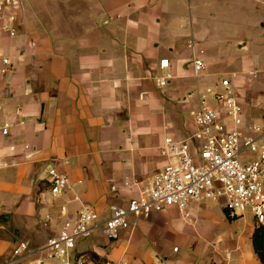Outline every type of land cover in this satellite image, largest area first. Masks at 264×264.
I'll use <instances>...</instances> for the list:
<instances>
[{
  "label": "crops",
  "instance_id": "crops-1",
  "mask_svg": "<svg viewBox=\"0 0 264 264\" xmlns=\"http://www.w3.org/2000/svg\"><path fill=\"white\" fill-rule=\"evenodd\" d=\"M18 1L19 32L3 40L13 68L0 115L15 125L9 135L0 134L6 161L0 170V261L21 240L40 247L59 235L64 220L84 203L104 218L111 204L146 195L167 163L160 152L164 138L183 139L197 129L191 112L201 104L198 89L229 78L246 123L259 116L257 123L264 124V88L254 87L264 67L244 64L242 74L233 71L232 77L222 71L216 65L220 50L207 49L208 36L198 30L194 14L204 7L202 17L197 13L201 19L244 21L235 47L245 50L248 27L264 26V0H188V13L173 9L180 0ZM195 55L207 64L200 76L192 68ZM163 58H169L173 74L164 87L157 81L164 74ZM51 166L67 176L71 190L51 192ZM224 204L193 202L188 216L170 206L133 218L115 239H101L99 230L78 239L75 252L96 253L100 262L90 260L93 264L121 259L153 264L158 255L168 264H262L252 239L255 217L250 213L252 220L240 227L238 215L222 216Z\"/></svg>",
  "mask_w": 264,
  "mask_h": 264
},
{
  "label": "built area",
  "instance_id": "built-area-1",
  "mask_svg": "<svg viewBox=\"0 0 264 264\" xmlns=\"http://www.w3.org/2000/svg\"><path fill=\"white\" fill-rule=\"evenodd\" d=\"M20 7L18 0H0V113L4 108L1 98L5 84L13 68L3 40L17 36ZM190 45L194 47L193 40ZM160 68L164 74L157 81L164 87L173 77L169 58L160 60ZM192 68L195 76L206 70L201 55L194 56ZM198 94L201 104L191 112L197 129L183 139L164 138L160 152L167 163L148 185L146 195L130 198L125 205L111 204L104 218L92 205L84 203L74 218L64 220L59 235L50 237L40 247L19 241L5 264H46V258L58 264H93L75 252L78 239L88 238L97 230L106 238L115 239L121 230L131 226L133 218L149 217L170 206L178 207L188 216V207L193 202L223 199L232 216L249 211L256 222H264V124L246 123L244 107L229 78L204 90L198 89ZM210 97L220 109L209 103ZM21 112L22 106H18L16 115ZM14 125V121L0 115L1 135H9ZM24 148L29 152L31 146L26 144ZM4 157L0 149V170L6 166ZM49 176L54 195L72 189L67 176L55 167L49 168ZM49 220L50 216L46 215L41 222L47 226ZM101 264L146 263L121 259ZM153 264L168 262L158 255Z\"/></svg>",
  "mask_w": 264,
  "mask_h": 264
},
{
  "label": "rangeland",
  "instance_id": "rangeland-1",
  "mask_svg": "<svg viewBox=\"0 0 264 264\" xmlns=\"http://www.w3.org/2000/svg\"><path fill=\"white\" fill-rule=\"evenodd\" d=\"M183 3H181V6L179 5L178 2L173 3V9L177 10V12H186L188 13V10L186 6L188 5V0H180ZM245 1V0H242ZM200 10L201 14L200 16L202 17V11L204 10L203 8H198ZM198 10L194 12L195 17L198 16L196 19V25L198 30L201 31V33H206L207 41H205V45L207 46V49L212 50L214 46H216V49L218 48L219 54L222 56L220 57V60H217V66L224 72H227L230 77H232L233 71H236L235 73L241 75L242 70L244 68V64L247 65V68H254V69H261L263 68L262 59H264V26H259L256 28L255 25H250L246 31V35L250 38V45L249 48L245 50H239V48L235 47V35L237 30L239 28L245 27L244 26V21L242 24H236L229 19H226L225 17L221 16L220 18L212 17L208 19H201L199 17ZM230 14V13H229ZM231 15V14H230ZM162 35H167L165 31H162ZM211 40V41H210ZM10 56V55H9ZM247 56V61L243 62L244 57ZM11 58V56H10ZM260 71V70H259ZM263 79V80H262ZM254 87L256 89H262L264 88V71L260 73L259 77L256 78ZM218 90L222 91L221 87L217 88ZM213 104H216V101L212 100ZM254 121H251L252 123H257V121H260V117H255ZM246 121V117H245ZM249 122V123H251ZM259 123V122H258ZM250 155H254L253 153H250ZM220 201V200H219ZM223 201V199H222ZM225 205V204H224ZM226 207V206H225ZM222 216L224 218H229L225 211L221 212ZM249 211L245 212H239L237 213L240 221V227H246L248 223L252 220L251 216L249 215ZM243 215V216H242ZM241 216V217H239ZM180 217V215H179ZM231 219V218H229ZM233 220V219H231ZM98 236H100L98 234ZM101 239H105L106 237L100 236ZM92 238H89L90 240ZM107 239V238H106ZM87 240V239H85ZM175 243L182 248L181 244L177 239H175ZM86 247V246H83ZM181 253V251L179 252ZM178 253V254H179ZM11 256L8 255L4 257L1 261L0 264H5V262L8 260V258ZM199 258V256H198ZM199 260H197V263Z\"/></svg>",
  "mask_w": 264,
  "mask_h": 264
},
{
  "label": "trees",
  "instance_id": "trees-1",
  "mask_svg": "<svg viewBox=\"0 0 264 264\" xmlns=\"http://www.w3.org/2000/svg\"><path fill=\"white\" fill-rule=\"evenodd\" d=\"M225 213L231 219L236 218L237 216H232L228 208H224ZM253 245L256 254L258 255L259 259L261 260L262 264H264V222H256L254 231H253ZM85 256L88 260H94L96 263H99V256L96 253H89V254H80Z\"/></svg>",
  "mask_w": 264,
  "mask_h": 264
}]
</instances>
